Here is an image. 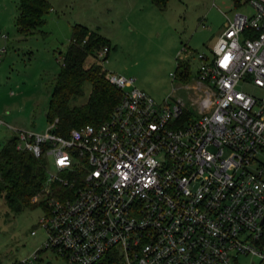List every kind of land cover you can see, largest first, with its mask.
<instances>
[{
    "label": "built area",
    "instance_id": "built-area-1",
    "mask_svg": "<svg viewBox=\"0 0 264 264\" xmlns=\"http://www.w3.org/2000/svg\"><path fill=\"white\" fill-rule=\"evenodd\" d=\"M245 3L208 54H195L187 102L156 101L104 71L119 97L101 122L65 136L56 118L42 130L8 127L14 148L44 165L29 198L41 205L43 250L65 264L106 254L117 264H235L238 254L264 264V98L242 89H264V0Z\"/></svg>",
    "mask_w": 264,
    "mask_h": 264
},
{
    "label": "rangeland",
    "instance_id": "rangeland-1",
    "mask_svg": "<svg viewBox=\"0 0 264 264\" xmlns=\"http://www.w3.org/2000/svg\"><path fill=\"white\" fill-rule=\"evenodd\" d=\"M4 1L8 13L0 18V31L5 34L0 39L4 46L0 53V143L11 134L8 127L42 130L45 126L52 78L72 24L84 25L108 40L102 69L132 77L134 85L156 101L180 97L187 102L194 96V90L184 86L190 77L177 79L169 73L175 72L176 63L186 61L193 75L195 54H208L225 19L250 11L245 0H166L161 9L149 0H47L50 8L44 24L23 35L15 30L10 14V9L15 14L17 0ZM91 59L87 56L84 64ZM242 89L264 98L262 88L247 84ZM88 90L84 81L81 95L72 102L83 101ZM30 203L34 206L14 212L0 201V264L21 258L29 259V264H65L41 248L45 237L37 225L41 205ZM36 247L40 250L33 259L30 254ZM235 264H257V259L238 254Z\"/></svg>",
    "mask_w": 264,
    "mask_h": 264
},
{
    "label": "trees",
    "instance_id": "trees-1",
    "mask_svg": "<svg viewBox=\"0 0 264 264\" xmlns=\"http://www.w3.org/2000/svg\"><path fill=\"white\" fill-rule=\"evenodd\" d=\"M161 9L166 0H149ZM50 8L47 0H17L13 25L23 35L39 30ZM108 46V40L86 26L75 23L70 26L68 42L61 54L58 70L52 78L46 102L45 119L56 118L54 131L65 136L68 130L85 123L97 124L106 119L117 102L119 90L104 79L101 64L94 59L97 49ZM109 48V47H108ZM87 56L91 61L84 64ZM178 69V70H177ZM177 79L191 76L186 61L175 66ZM86 81L89 90L81 102H72L81 95V85ZM44 165L26 150L14 148V137L0 143V201L10 211L24 206H34L29 198L41 189ZM39 207V206H38ZM11 264L20 263L18 260ZM95 264H117L113 254L102 256Z\"/></svg>",
    "mask_w": 264,
    "mask_h": 264
},
{
    "label": "crops",
    "instance_id": "crops-1",
    "mask_svg": "<svg viewBox=\"0 0 264 264\" xmlns=\"http://www.w3.org/2000/svg\"><path fill=\"white\" fill-rule=\"evenodd\" d=\"M3 5H5V1L4 0H0V18H2L3 16H4V14H6V13H8V9L6 10V9H3L4 8V6ZM3 6V7H2ZM1 9H3V10H1ZM15 10H16V7H15ZM16 13V12H15ZM10 14L12 15V23H13V19H14V16H15V14H13V12H12V9H10ZM219 33V31L217 32V34ZM2 38H5V34H2V32L0 31V39H2ZM214 41V40H213ZM109 43V42H108ZM1 47H3V49H4V46L3 45H1L0 46V48ZM15 128V127H14Z\"/></svg>",
    "mask_w": 264,
    "mask_h": 264
}]
</instances>
